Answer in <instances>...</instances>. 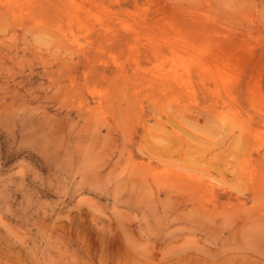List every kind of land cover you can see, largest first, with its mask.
I'll return each mask as SVG.
<instances>
[{"label":"rangeland","instance_id":"1","mask_svg":"<svg viewBox=\"0 0 264 264\" xmlns=\"http://www.w3.org/2000/svg\"><path fill=\"white\" fill-rule=\"evenodd\" d=\"M0 264H264V0H0Z\"/></svg>","mask_w":264,"mask_h":264},{"label":"bare ground","instance_id":"2","mask_svg":"<svg viewBox=\"0 0 264 264\" xmlns=\"http://www.w3.org/2000/svg\"><path fill=\"white\" fill-rule=\"evenodd\" d=\"M65 10V9H64Z\"/></svg>","mask_w":264,"mask_h":264}]
</instances>
